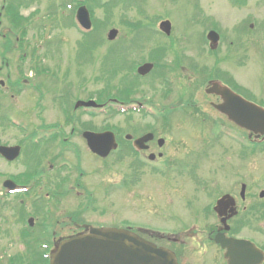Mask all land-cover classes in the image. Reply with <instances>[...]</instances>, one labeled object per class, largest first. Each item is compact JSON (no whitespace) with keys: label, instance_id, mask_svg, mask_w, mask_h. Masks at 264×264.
I'll use <instances>...</instances> for the list:
<instances>
[{"label":"rangeland","instance_id":"1","mask_svg":"<svg viewBox=\"0 0 264 264\" xmlns=\"http://www.w3.org/2000/svg\"><path fill=\"white\" fill-rule=\"evenodd\" d=\"M2 1L0 0V4ZM24 1L26 0H23V4L19 9L20 13L30 17L29 20H31L26 23L29 27L25 35L23 33L19 34L17 30L11 33V30H9L11 25L7 18L4 17L5 13L0 15V54H3V56L0 55V65L2 64V58L10 61L8 68H2L0 78L7 81L8 84V80L5 77L6 72L12 73V80H16L18 74L21 78L31 73L27 61H24L23 71L17 72L16 66H18V62L16 55H20L21 52H16V55L13 51L9 53L2 52L4 51L1 46L3 45L2 39L5 37L6 42L7 40L10 42V37L15 38L16 33L20 37H24V40L26 39L25 45H39V52H34L35 55L40 54L39 58H43L44 64L51 70L47 73H53L55 78L56 76L57 78L45 77L44 74L38 75L37 81L42 82L40 87L43 88V82L45 83L46 81L45 85L51 93L48 95L43 91L42 100L37 97L36 100L33 99L32 93L30 92L29 94L25 91L29 88L25 87H21V90L17 92L18 95L13 97L10 96L11 93H7V96L4 95L2 97H7L6 99L8 100H4L1 113L20 116L22 124L25 123L28 128H31L40 123L41 120L34 114L36 112L39 113L38 110H40L41 116L39 117H43L44 124L50 125L57 122V124L48 128L60 127L63 129L62 136L71 138V145L69 146L62 142V137H59L61 146L58 145V140H49L45 147L48 153L63 151L66 154L65 159L72 161V152L69 150L76 151L77 146L79 147L81 163L78 169L73 167L72 170H67L68 172L64 169H59L57 173L53 171L47 172L45 178L37 182L35 186L36 192L32 193V199L30 200L33 203L37 200L36 196L45 197L46 195L44 194L46 192H54L53 196L56 197V208L58 209L57 214L52 219L53 224L64 212L72 213L73 211H80V208L84 209V215L80 211L77 219L101 225L109 224L115 226L121 220L120 223L122 224L127 222L133 225H154L151 227L157 230L167 229L174 233L179 228H183V225L188 222V225L193 226L195 231L200 232V234L192 240V243L191 239H187L190 242L187 246L190 248L192 245L197 249V244L201 246L202 241L206 240L205 231L211 230L216 227V224H219L212 206L220 195L225 192L235 193L237 199H239L240 187L237 185V181L241 180L247 184L248 193L254 195V199L251 200L258 198L259 191L264 189V143L251 145L244 141L242 146V144L228 140L220 134L218 139L221 141L216 143L217 147L215 148V144H212L215 132L211 126L207 125L209 120H216L219 125L231 128V130L235 129L241 134L243 131L229 123L224 115L213 108L212 102H217L218 98L214 95L206 94L204 92V84L198 86L194 80L182 79L184 72L182 73L181 67L186 66L189 68L190 60L188 57L192 58L194 57L193 55H200L205 52L203 28L208 30L212 28L211 26H217V30L222 32L223 40L218 46L220 52L218 53L222 55L230 47L228 46L229 40L234 44L237 43L238 35L242 33V30L237 26L245 23L250 26L253 21L251 18H256L257 25L253 21L252 24L254 26L250 28V31H256L258 49H256V46L253 47L252 42L247 43L245 45L247 52H245L244 60H240L242 62L236 57H231L230 60L220 61L218 66L227 70L236 82L246 89L240 91L241 95L254 99L257 103H259L257 100L264 102V4L259 0H245L243 4L239 5L236 0H132L126 3L120 0H111L113 2L111 9L105 11V8L98 6V4L107 0H97L92 8L97 22L100 23L99 40L101 41L92 52L85 48L77 52V42H80V34L71 24H65L68 22V16H70L72 10V7L71 9L66 7V2L74 6L71 0H32L29 5H26ZM53 3L55 6L50 9ZM166 18L172 24L171 34L168 38L158 35L160 34L158 22ZM150 19L152 20L151 22ZM246 20L248 22H244ZM32 21L36 22L39 30H42L39 32L40 34L32 29ZM137 21L142 22L139 24L135 23ZM126 22H134L136 28L140 29L138 33L140 46L134 44L125 56L120 55L119 58L106 56L109 52L105 51L109 47L123 44L129 47L131 45L130 40L133 32L129 30L130 28ZM152 22L154 24L151 26L153 32L150 28ZM113 26L119 29L120 35L115 41L109 42L106 33ZM250 31L249 33H251ZM2 34L6 35L2 37ZM136 35L137 31L134 32L133 36ZM247 37L249 39L252 36L247 34ZM144 43L145 45L141 50V45ZM160 43L167 47L166 55L169 52L164 62L169 60L174 62L173 69L166 70L165 79L169 84L157 80L156 71L149 73L145 77L140 78L143 80L139 82L145 91L144 94L139 93L140 88L137 85L131 86L127 84V90L138 92L134 95L133 102L151 105L156 112L161 111L163 115L164 107H166V110L168 108L170 110L171 105L186 100L187 107L192 108L190 102L192 103L193 101V107H197L200 111L199 113H191L193 119H202L201 117L204 116L203 118L207 119V124L199 120L197 123L195 122L196 120L193 121L185 113L186 108L175 112L171 121L172 125L168 129L160 124L158 128L159 133H163L168 142L163 148L166 152V159H170L165 164L166 172H163V169H155V172H150L146 168L138 169L139 171L134 175L135 179L131 180V186H122L125 184L126 178L130 181L128 174H131L133 170L121 166L122 163L119 161L118 163L115 162L117 160L116 155L106 160H98L85 145L80 132H75L71 136V129L74 127L78 128L77 125L81 122L84 123L80 126L86 129L93 127V130L98 131L110 126L132 132H136L138 128L130 126L133 123H129L130 119L129 121L125 120L126 115L110 116L108 112L94 115L81 114L80 111L78 114H74L69 123L63 122L62 124L57 108L58 105H54L50 99L54 97L52 93H57L61 88L62 82H72V86L80 84L79 88L73 89V94H80L84 97H98L95 94L102 92V97L104 95L106 98L103 102H106L110 95H114L118 87L115 81L124 72L118 73L112 82H109V86L115 89L114 92L109 90L104 93L105 84L109 80H107L108 75L106 78L103 77L102 68L109 70L112 69V65L115 68H125L129 61H133L134 64L138 61H152L150 57H147L150 53L149 51ZM12 45L9 43V50H11ZM164 45L162 46L164 47ZM17 48H19V44H17ZM237 56L241 59V56ZM220 58L205 52V57L202 61L211 67ZM196 61L198 66H202V61L198 62L197 57ZM192 73L194 74L191 71L189 75H192ZM196 74L200 76L199 72H196ZM46 79H49V81ZM154 79L157 81L155 82ZM153 81L156 86L155 90L150 86ZM161 93L165 95L164 99L160 96ZM179 93H183L184 96L179 97ZM116 94L122 98L129 96V91H116ZM149 100H151V103H148ZM112 107L116 109L119 106L115 107V105H112ZM132 118L134 123H138L141 126L153 121L159 123L158 118L143 116L141 113L139 115L133 114ZM7 119L8 115L0 118V139L3 140L2 142L7 140L8 143H18V138H22L25 141L22 145L23 148H21V155L15 160L16 162L8 163L0 158V185L11 174L22 172L23 169L27 171L33 170V166L38 161L30 160L24 162V160L28 159L32 153H43L42 146H40L38 150H32L27 154L26 149L28 147L26 145L30 142V138L22 137L24 134L19 128H12L8 124L6 125ZM192 122L199 130L191 126ZM155 150L158 151V148ZM117 153L119 154L118 151ZM37 157L38 154L34 156L35 159ZM43 159L45 161H40V163L44 166H47V160H55L51 155L49 158L47 155ZM166 173L168 175H165ZM16 176L13 179L15 183H21L28 177L26 174L21 176L16 174ZM162 178H164V182H161ZM30 180L31 178H28L26 183L30 182ZM77 181L86 187V189L85 187L84 189H79L80 191L86 190L84 195H76L77 191L72 188ZM111 184L116 190L113 189ZM88 193L92 196L91 200ZM30 197L29 194L25 196L27 201ZM13 202L17 203L18 201L14 200ZM246 202L244 203L246 204ZM262 202L264 203V200ZM6 204L8 203L6 202ZM38 205L43 207L41 203H38ZM14 208L12 205H6L4 212H1L0 264H8L13 255L14 257L23 255L20 260L24 264H31L32 260L28 262L29 258L27 257L32 256L34 249H37V247L34 246L32 250L29 249L31 238L28 234H22L19 231L20 224L14 218L15 213H26L25 210L22 211L25 206L18 207L15 212L13 211ZM31 208L32 206L28 207L29 210ZM241 218L250 220L249 227H242L234 234L248 237L251 240L254 239L264 248V212L260 216H247L243 212L234 218L232 223L233 221L237 222ZM37 250L39 251V249ZM216 253L219 259L218 262L223 264V260H220L222 257L221 253Z\"/></svg>","mask_w":264,"mask_h":264},{"label":"water","instance_id":"2","mask_svg":"<svg viewBox=\"0 0 264 264\" xmlns=\"http://www.w3.org/2000/svg\"><path fill=\"white\" fill-rule=\"evenodd\" d=\"M87 19V14L81 15V22L84 25L87 24ZM160 27L169 32L168 21L161 22ZM114 35L115 30L108 34L109 38H113ZM209 38L216 43L215 32H210ZM150 68L151 64L147 63L140 66L138 71L145 74ZM206 92L219 94L223 98V103L217 107L230 119L256 134H264L263 109L234 95L227 87L215 81L210 82ZM78 105L95 104L90 100L78 101L76 106ZM84 136L88 147L101 156H106L116 147L113 133L109 131L101 133L86 131ZM149 137L150 134H147L138 139L137 145L141 146ZM0 152L7 159H13L18 154V147L0 146ZM244 188L242 185L241 195ZM263 194L264 191L260 193L261 196ZM228 208L232 215L235 210L234 200L226 194L217 200L214 209L222 215ZM221 220L224 222L225 218ZM216 241L227 249L225 256L228 258V264H258L263 259V253L246 240L229 239L221 235L216 237ZM50 264H177V262L170 250L157 246L128 229L86 226L84 231L60 241L51 253Z\"/></svg>","mask_w":264,"mask_h":264},{"label":"flooded vegetation","instance_id":"3","mask_svg":"<svg viewBox=\"0 0 264 264\" xmlns=\"http://www.w3.org/2000/svg\"><path fill=\"white\" fill-rule=\"evenodd\" d=\"M1 63H4L3 61ZM5 65L7 66L8 63L6 62ZM8 76V75H7ZM7 86H5L6 88ZM8 88V87H7ZM77 109L73 110V113L70 115H74L76 113ZM75 130H72V133H74ZM147 132V131H146ZM157 132V130L155 131ZM142 133H136L135 132L133 134L134 137H139ZM153 137L151 139H149V141L147 142V147L140 150L139 154L141 156H145L147 154V152H153L155 150V147L158 146V140L157 138L159 136H155V133L153 132ZM143 135V134H142ZM64 140L66 141L67 138H64ZM10 145L12 144H18L17 142L14 143H9ZM21 145V144H20ZM165 143H163L160 148L162 146H164ZM128 152H130V147L127 146ZM153 150V151H152ZM161 151L160 149L157 151L158 154V160H164L165 158V154L162 151L163 155L160 154ZM32 158V155H31ZM57 158H60L59 155H57ZM156 157H154L153 159H155ZM40 161H38L37 164L34 165L35 168H37L38 170L41 169L42 171H44V167L43 165H41ZM135 165L137 167H141L142 165L140 164V160L137 159L135 162ZM40 166V167H39ZM60 167V166H58ZM49 168H53V164H49ZM37 174V172L35 173ZM80 181V179H79ZM79 181H77L75 183V186H80ZM17 187H25L27 186V184H23L22 181L21 183H16ZM77 192H80L79 190ZM25 195L24 193H14V194H9V193H0V218H1V212H4L5 210V206L6 205H12L14 208V212L17 211L18 209V205L16 203H14L13 201L15 200L16 202L18 201V203H21L25 200ZM46 195L44 198L48 199L51 201V205L52 208L50 209H46V208H34L33 204H32V208L28 211L23 212L22 214H16L15 213V219L18 220V223L20 224L19 227V231L22 234H28V236H30L31 238V244L29 247L30 248H34V246L37 247V249H39V251L37 249H34L32 256L30 255L29 259L33 260L36 264H46V255L45 253L48 251H50L60 240L61 238L67 236V235H71L73 233H76L77 231H79L81 229V227L83 226V224L85 223L82 220L77 219V217L79 216L78 213H65L60 216L59 218H57V220L55 221L56 223L53 224L52 219L54 218V216L57 214V205H56V197H54L52 194V196H50L49 193L44 194ZM6 202L8 204H6ZM30 203H27V205H29ZM243 210V209H242ZM12 211V212H13ZM24 211V210H22ZM240 211V210H238ZM238 214V213H237ZM13 221V220H12ZM128 226V225H127ZM51 227V229H50ZM2 229V227L0 226V230ZM217 231V229H216ZM196 231H192L189 229H186L183 231L182 234L180 235H176V236H159L158 238L162 237L161 239H166L167 241V246L172 249L177 257V261L178 264H219L218 261H214L212 258L209 259L207 257V253L209 251V246L202 244L201 246L197 244V249L194 248L192 245L190 246V248H188L189 246L188 243L190 244V242H188L187 239H191V243L192 240L195 239L196 236ZM152 235V234H151ZM182 236V238H181ZM210 238V233L207 236V238ZM160 239V240H161ZM209 244L211 245V242H209ZM205 245V246H204ZM207 246V247H206ZM27 247V244H26ZM196 247V246H195ZM192 253V255H191ZM195 255V256H194ZM20 257H23V255L21 256H15L13 255L14 260H19L21 259ZM206 257V258H205ZM217 257V254H216ZM28 262H30V260H28ZM33 264V263H31Z\"/></svg>","mask_w":264,"mask_h":264},{"label":"trees","instance_id":"4","mask_svg":"<svg viewBox=\"0 0 264 264\" xmlns=\"http://www.w3.org/2000/svg\"><path fill=\"white\" fill-rule=\"evenodd\" d=\"M8 10V12H12V10L11 9H7ZM13 13V12H12ZM12 17H13V15H12ZM16 18V20L19 22V18L18 17H15ZM136 81H134V82H132V83H130L129 85H131V86H134L136 83H135ZM125 91H128L127 90V85H124L123 86V88H122V91L121 92H125Z\"/></svg>","mask_w":264,"mask_h":264}]
</instances>
